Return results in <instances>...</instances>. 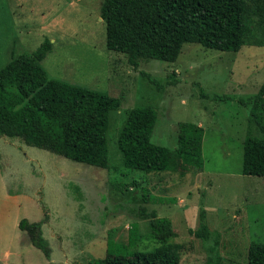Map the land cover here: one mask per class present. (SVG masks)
<instances>
[{"label":"rangeland","instance_id":"374dc122","mask_svg":"<svg viewBox=\"0 0 264 264\" xmlns=\"http://www.w3.org/2000/svg\"><path fill=\"white\" fill-rule=\"evenodd\" d=\"M102 1L0 0V68L49 38L53 49L41 63L50 77L121 100L108 125L107 168L0 137V264H91L101 257L133 264L134 257L108 255L107 241L128 243L135 223L137 249L160 245L143 208L172 221L177 236L168 241L182 243L180 264H207L213 239L194 232L202 201L219 233V264H247L250 243L264 242V176L242 173L244 139L260 134L248 99L264 85V45L247 41L226 51L187 42L173 62L138 58L134 66L108 47ZM144 105L158 111L151 140L170 149L178 147L179 122L203 126L202 171L183 172L176 159L163 171L125 167L118 137L128 111ZM22 218H47L51 260L19 229Z\"/></svg>","mask_w":264,"mask_h":264},{"label":"trees","instance_id":"16d2710c","mask_svg":"<svg viewBox=\"0 0 264 264\" xmlns=\"http://www.w3.org/2000/svg\"><path fill=\"white\" fill-rule=\"evenodd\" d=\"M100 15L107 24L109 49L127 54L134 66H138V58L173 62L187 42L226 51H238L247 41L264 45V0H103ZM52 49L53 42L45 38L36 49L12 56L0 68V137L20 138L27 145L107 168L108 125L121 100L50 77L41 62ZM248 100L249 121L260 134L250 132L244 139L242 173L264 176V85ZM240 101L245 103L243 98ZM157 117L158 111L151 105L128 111L118 137L125 167L163 171L176 159L183 172L202 171L203 126L179 122L178 147L173 150L151 140ZM203 204L194 232L203 240L213 239L207 264H219V233L210 229ZM140 213L148 219L152 237L160 245L152 250L137 249L133 223L128 243L108 239L107 254L134 257L133 264H180L183 245L168 241L177 236L170 218L146 208ZM46 219L22 218L19 229L51 260L52 248L42 229ZM247 255V264H264V242H251ZM90 263L128 264L108 257L92 258Z\"/></svg>","mask_w":264,"mask_h":264}]
</instances>
